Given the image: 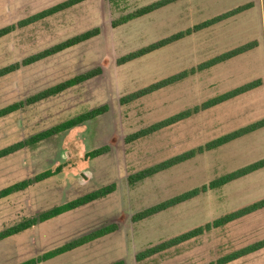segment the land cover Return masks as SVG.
<instances>
[{"label": "rangeland", "instance_id": "obj_1", "mask_svg": "<svg viewBox=\"0 0 264 264\" xmlns=\"http://www.w3.org/2000/svg\"><path fill=\"white\" fill-rule=\"evenodd\" d=\"M62 0H0V27ZM155 0H85L0 38V67L94 26L100 33L0 78V107L94 66L102 72L64 92L0 118V148L101 104L98 117L0 158V189L64 164L62 171L0 199V230L24 217L115 182L105 197L0 240V264H16L101 225L118 229L37 264H204L264 238V208L137 261L153 244L264 198V167L186 202L132 221L133 213L264 158L258 130L134 185L127 177L246 124L264 121V0H177L113 27L111 21ZM251 2L244 12L124 64L116 59L174 32ZM256 40L250 51L127 104L119 98L214 55ZM259 78L261 84L132 142L125 136L217 94ZM108 145L106 153L85 152ZM227 264H264V248Z\"/></svg>", "mask_w": 264, "mask_h": 264}, {"label": "trees", "instance_id": "obj_2", "mask_svg": "<svg viewBox=\"0 0 264 264\" xmlns=\"http://www.w3.org/2000/svg\"><path fill=\"white\" fill-rule=\"evenodd\" d=\"M85 0H62L60 2H57L49 7H46L44 9H41L19 21L16 23H12L6 26L0 27V38L6 36L7 34L13 32L17 28L28 26L32 23H35L37 21H40L46 17H49L57 12H60L62 10H65L69 7H72L80 2H83ZM177 0H155L150 3H147L145 5L139 6L132 11L120 15L116 19L111 21V25L113 27L122 25L127 23L128 21L149 14L161 7H164L170 3H173ZM252 6L251 2H247L241 5H238L234 8H231L225 12L219 13L217 15H214L210 18H207L201 22L195 23L194 25L187 27L185 29L179 30L177 32H174L168 36L162 37L158 40H155L149 44H146L142 47H139L135 50H132L130 52H127L126 54H123L119 56L116 59L117 64H124L127 62H130L132 60L138 59L142 56L148 55L152 52H155L165 46H168L174 42H177L184 37L191 35L195 32H198L200 30H203L205 28H208L210 26H213L215 24H218L222 21H225L228 18H231L235 15H238L245 10L249 9ZM100 33V27L94 26L92 28L86 29L82 32L76 33L70 37H67L59 42H56L50 46H47L41 50H38L34 53H31L24 58H22L19 61L12 62L10 64L4 65L0 67V78L11 74L17 70H19L21 67L33 64L37 61L43 60L45 58H48L52 55H55L59 52L64 51L65 49H68L70 47H73L79 43H82L84 41H87L95 36H97ZM257 41L252 40L246 43H243L241 45H238L236 47H233L231 49H228L224 52H221L217 55H214L202 62H199L198 64L191 66L190 68L183 69L181 71H178L174 74H171L169 76H166L164 78H161L159 80H156L154 82L149 83L146 86H143L139 89H136L132 92H129L127 94L122 95L119 98L120 104H127L130 102H133L139 98H142L144 96H147L153 92H156L160 89H163L165 87L171 86L173 84H176L177 82L182 81L183 79L187 78L190 75H194L198 72L204 71L206 69L211 68L212 66H215L219 63L225 62L229 59H232L236 56H239L241 54H244L254 47H256ZM102 68L101 66L97 65L90 69H87L86 71H83L81 73L75 74L72 77H69L67 79H64L62 81H59L51 86H48L38 92H35L24 99H21L19 101L12 102L10 104H7L3 107H0V118L5 117L13 112H16L20 110L21 108H24L25 106L37 103L39 101H42L46 98L58 95L65 90L76 86L78 84L83 83L84 81H87L93 77L98 76L101 74ZM261 84V80L259 78L248 81L246 83H243L239 86H236L230 90H227L225 92H222L220 94H217L211 98H208L201 102L200 104H197L191 108H187L184 110H181L179 112H176L168 117H165L159 121H156L148 126H145L143 128L137 129L134 132L129 133L125 136L124 140L126 142H132L135 140H138L140 138L146 137L148 135H151L159 130H162L164 128H167L169 126H172L178 122H181L189 117H191L194 114H197L201 111L207 110L209 108H212L216 105H219L223 102H226L228 100H231L239 95H242L246 92H249L250 90H253L257 88ZM109 106L107 104H101L96 107H93L91 109H88L84 112H81L79 114H76L60 123H57L49 128H46L44 130H41L39 132H36L29 137L16 141L14 143H11L9 145H6L2 148H0V158H3L7 155H10L26 146H33L36 145L39 142H42L54 135H58L60 133L66 132L82 123H85L89 120H92L99 115L105 113L108 110ZM264 125L263 119L257 120L255 122L246 124L244 126H241L237 129H234L232 131H229L225 134H222L216 138H213L203 144H200L194 148H191L189 150L183 151L181 153L175 154L173 156H170L167 159H164L162 161H159L153 165H150L148 167L142 168L134 173H131L128 177V183L130 185H134L148 177H151L159 172L165 171L169 168H172L178 164H181L187 160L192 159L193 157L203 154L204 152L213 150L215 148H218L224 144H227L233 140H236L246 134L252 133L259 128H261ZM109 149L108 145L100 146L94 149H91L87 152H85L84 156L88 159L96 158L104 153H106ZM64 167V164H58L55 168H48L45 170L40 171L39 173L35 174L34 176L23 179L17 182H14L13 184H10L8 186H5L0 189V199L5 198L17 191H21L29 187L31 184L43 181L51 176L57 175L62 171V168ZM264 167V158H261L259 160L250 162L246 165H243L241 167H238L234 170H231L229 172H226L224 174H221L207 183H203L199 186L193 187L191 189H187L185 191H182L178 194H175L171 197H168L162 201H159L153 205L147 206L135 213L132 214L131 219L132 221H140L146 218H149L155 214H158L162 211H165L169 208H172L176 205H179L183 202H186L192 198L197 197L200 194L206 193L210 190H214L217 188H220L224 186L225 184L236 180L240 177L246 176L252 172H255L261 168ZM116 189L115 182L108 183L106 185H103L99 188H96L94 190H91L89 192H86L84 194H81L75 198H72L62 204L55 205L51 208H48L46 210L40 211L37 214L29 217H24L20 221L16 222L13 225H10L2 230H0V240H3L5 238L11 237L15 234H18L20 232H23L27 229L32 228L36 224L40 222L47 221L49 219H52L58 215H61L65 212L71 211L75 208H78L80 206H84L94 200H97L99 198L105 197L106 195L112 193ZM264 208V198L256 200L254 202H251L247 205H244L240 208H237L235 210H232L230 212H227L217 218H214L211 221L205 222L204 224L195 226L191 229H188L184 232H181L177 235H174L170 238L164 239L156 244L150 245L140 251H138L135 254V259L137 261L144 260L152 255H155L159 252L165 251L167 249H170L172 247L178 246L186 241H189L193 238H196L206 232H209L213 229L222 227L229 222H232L234 220H237L241 217H244L248 214H251L259 209ZM118 229V224L116 222L107 223L104 225H101L97 228H94L84 234H81L75 238L70 239L69 241L64 242L63 244L54 247L50 250H47L35 257L28 258L22 262H18L16 264H37L44 262L48 259H51L53 257H56L60 254L66 253L68 251L74 250L82 245H85L93 240H96L98 238H101L107 234H110ZM261 248H264V238L254 241L252 243H249L247 245H244L240 248H237L233 251H230L224 255H221L220 257L216 258L215 260H211L204 264H227L229 262H232L240 257H243L245 255H248L252 252H255ZM108 264H124V261L121 259H118L116 261L110 262Z\"/></svg>", "mask_w": 264, "mask_h": 264}]
</instances>
